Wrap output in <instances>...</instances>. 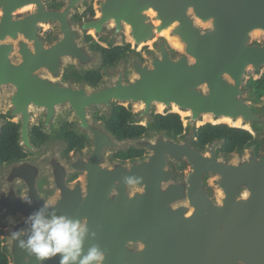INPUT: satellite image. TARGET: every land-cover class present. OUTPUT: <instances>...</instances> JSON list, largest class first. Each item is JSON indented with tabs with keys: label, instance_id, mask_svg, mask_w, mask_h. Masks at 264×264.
I'll list each match as a JSON object with an SVG mask.
<instances>
[{
	"label": "water",
	"instance_id": "obj_1",
	"mask_svg": "<svg viewBox=\"0 0 264 264\" xmlns=\"http://www.w3.org/2000/svg\"><path fill=\"white\" fill-rule=\"evenodd\" d=\"M56 1L0 0V106L20 118L19 143L32 154L0 163L7 264H39L9 233L27 228L42 205L86 220L96 235L85 251L99 245L103 264H264V94L248 84L264 75V0H94L90 18L76 17L90 0ZM86 35L104 47L131 44L94 85L62 75L68 65L100 67ZM116 103L134 110L135 123L177 113L183 133L120 139L95 117H109ZM37 110L50 129L39 148L29 137ZM63 115L87 140L68 156L53 132ZM207 123L253 139L227 152L219 151L224 137L199 146ZM127 146L146 155L114 156Z\"/></svg>",
	"mask_w": 264,
	"mask_h": 264
},
{
	"label": "flooded vegetation",
	"instance_id": "obj_2",
	"mask_svg": "<svg viewBox=\"0 0 264 264\" xmlns=\"http://www.w3.org/2000/svg\"><path fill=\"white\" fill-rule=\"evenodd\" d=\"M57 3L58 2L56 0H48V4L50 6H55L57 5ZM89 7H92V4H89L87 6V9L82 13L76 14V17L78 18L92 17L94 15V12L93 14L89 12L85 14V12L88 10ZM52 36H53V29L52 30L47 29L44 37L47 40H50ZM85 40L90 43L89 46L92 50L101 53V57H102L101 65L96 70L87 69L85 70V72L82 73L78 72L72 65H68L62 71L63 77L67 80H71L77 83L86 82L90 85L97 84L103 78L102 68L114 64L115 62H117L119 58L126 56L131 49L130 43L104 47L101 44H99L91 35H86ZM113 47L118 48L117 56L114 58V60L106 62L104 59L105 58L104 49H112ZM146 48L147 46H143L139 51V53H141ZM92 72H96L98 74L99 78L97 81H91V79L94 77ZM134 113L135 112L132 108L116 103L113 105V109L109 117H107V115L103 111L97 112L95 114V117L98 120L104 122L106 129L120 139L136 138L150 133H155L158 130L167 131L169 135H173V136H180L183 133L184 126L179 114L177 113L175 114L179 116V119L182 124V131L177 134L171 133L169 127L165 126V124H167L168 122L166 118L171 113H167V114L153 113V120L151 122V125L145 122H137V123L132 122L131 118L133 117ZM117 114H119L118 119L117 117L114 118V116ZM42 118H43V113L39 112L38 110L33 111L32 116L30 118L29 137L32 144L37 148L45 146L50 139V129L49 127L43 126V124L41 123ZM116 119L118 121H115ZM73 121L74 118H71L68 115H63L56 119L55 125L53 127V132L56 134V136L64 140L68 144V147L64 152L65 156H68L72 150L82 149L83 147H85L87 143L86 138L81 134H79L74 128H72ZM19 126H20V118L14 119V117L9 114L8 108H4L0 106V163H7L12 160H18V159L22 160L32 157L31 152L25 150V148H23L22 145L19 143V136H20ZM7 128H11V132L6 131ZM196 136H197V132H196ZM70 137H73V139H71ZM74 138H77V141H79L80 139L81 144L80 145L75 144L71 146L72 141L76 142V139ZM217 138H221V137H217ZM224 143L225 141L222 143V146L219 148V151L221 152H227L222 149ZM205 144L199 146H204ZM145 155H146V151L143 148H135L133 146H127L125 150H117L114 153V156L121 160H126L131 158L132 159L142 158ZM76 177L77 175H73L69 180H73Z\"/></svg>",
	"mask_w": 264,
	"mask_h": 264
},
{
	"label": "clouds",
	"instance_id": "obj_3",
	"mask_svg": "<svg viewBox=\"0 0 264 264\" xmlns=\"http://www.w3.org/2000/svg\"><path fill=\"white\" fill-rule=\"evenodd\" d=\"M31 205L30 197L21 198ZM24 229L10 231V239L18 242V247L39 264L49 258L59 256V264H103L105 253L97 244L85 251V240L95 238L84 219L57 214L54 209L42 205L30 213Z\"/></svg>",
	"mask_w": 264,
	"mask_h": 264
},
{
	"label": "trees",
	"instance_id": "obj_4",
	"mask_svg": "<svg viewBox=\"0 0 264 264\" xmlns=\"http://www.w3.org/2000/svg\"><path fill=\"white\" fill-rule=\"evenodd\" d=\"M89 12L93 14L94 10L92 7H89L88 10L85 12V14ZM105 53V61H112L114 58L117 56L118 53V48L113 47L112 49H104ZM93 78L91 81H97L99 76L96 72H92ZM248 84L251 86L252 90L257 96H261L264 94V75H262L261 78L254 80L250 79L248 81ZM117 119L119 118V114L115 115L114 118ZM115 121H118V120ZM168 120L167 124H165L166 127H169L170 132L173 134L180 133L182 131V124L179 119V116L175 113H171L168 115L166 118ZM6 131L11 132V128H7ZM217 137H224L225 138V143L223 145V150L224 151H232L237 147H242L249 143L252 139L253 136L246 130L240 129V128H234V127H229L228 125L225 124H217V125H212V124H205L201 126L197 130V140L196 143L198 145H203L207 142H209L213 138ZM73 139V137H70ZM71 143V146L78 144L80 145V139L79 141ZM8 259L6 255L2 252L1 250V242H0V264H7Z\"/></svg>",
	"mask_w": 264,
	"mask_h": 264
},
{
	"label": "rangeland",
	"instance_id": "obj_5",
	"mask_svg": "<svg viewBox=\"0 0 264 264\" xmlns=\"http://www.w3.org/2000/svg\"><path fill=\"white\" fill-rule=\"evenodd\" d=\"M93 1H94V0H90V3L92 4V7H93ZM81 9H82V10H81L82 12L85 11V10L87 9V4H86L85 8H81ZM47 29H51V30H52L53 28H51L50 26H46V27L44 28V30H43V31H44V32H43L44 35H45Z\"/></svg>",
	"mask_w": 264,
	"mask_h": 264
}]
</instances>
